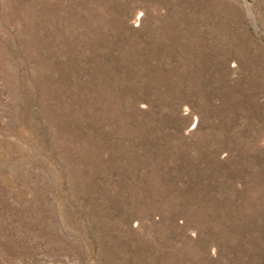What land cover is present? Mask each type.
<instances>
[{"label": "rangeland", "instance_id": "rangeland-1", "mask_svg": "<svg viewBox=\"0 0 264 264\" xmlns=\"http://www.w3.org/2000/svg\"><path fill=\"white\" fill-rule=\"evenodd\" d=\"M0 264H264V0H0Z\"/></svg>", "mask_w": 264, "mask_h": 264}]
</instances>
